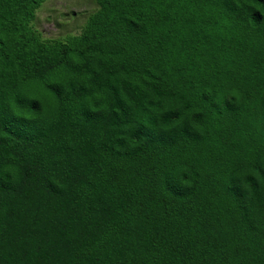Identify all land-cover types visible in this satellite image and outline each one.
<instances>
[{
  "label": "trees",
  "instance_id": "1",
  "mask_svg": "<svg viewBox=\"0 0 264 264\" xmlns=\"http://www.w3.org/2000/svg\"><path fill=\"white\" fill-rule=\"evenodd\" d=\"M46 2L0 0V264H264V0Z\"/></svg>",
  "mask_w": 264,
  "mask_h": 264
},
{
  "label": "rangeland",
  "instance_id": "2",
  "mask_svg": "<svg viewBox=\"0 0 264 264\" xmlns=\"http://www.w3.org/2000/svg\"><path fill=\"white\" fill-rule=\"evenodd\" d=\"M97 7L95 0H47L38 11L36 25L46 38L77 34Z\"/></svg>",
  "mask_w": 264,
  "mask_h": 264
}]
</instances>
